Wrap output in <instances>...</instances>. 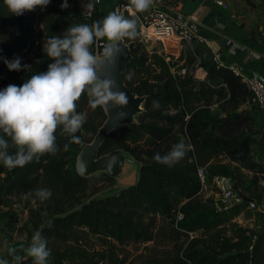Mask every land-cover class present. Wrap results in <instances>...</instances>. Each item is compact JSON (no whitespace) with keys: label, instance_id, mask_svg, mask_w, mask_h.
I'll return each instance as SVG.
<instances>
[{"label":"trees","instance_id":"trees-1","mask_svg":"<svg viewBox=\"0 0 264 264\" xmlns=\"http://www.w3.org/2000/svg\"><path fill=\"white\" fill-rule=\"evenodd\" d=\"M61 1L51 0L44 10L38 6L16 16L0 0V57L19 56L39 37L37 25L43 26V38L27 68L9 70L0 59V88L10 83L20 85L31 75L47 70L52 58L42 50L45 38L64 35L69 26L86 20L78 8H61ZM137 26L139 34L138 21ZM125 40L133 53L127 84L137 94L147 96L145 110L136 123L111 132L100 151L124 148L140 160L137 183L104 196H97L94 186L91 191L90 178L79 175L75 167L79 151L89 141L87 135L97 131L86 120L75 134L79 141H71L58 127L56 153H45L12 169L0 165V198L17 197L26 205L30 223L47 239L54 264H126L116 252L118 247L161 241L171 244L173 251L147 257L143 264H264V227L256 231L234 226L236 235L226 236L223 224L239 212V205L217 211L213 199L204 200L197 175V165L203 164L215 173L234 177L230 165L212 163L221 156L256 166L249 156L259 117L251 112L250 90L232 68L198 58L197 51L176 57L148 51L139 35ZM191 66L204 68L206 77L197 78ZM88 101L87 94L82 93L76 102L77 111L95 109L104 121L102 106L93 108ZM244 105L247 108H242ZM180 140L188 149L178 163L168 166L153 158ZM15 150L10 142L9 152ZM106 179L115 183L109 175ZM41 187L51 189L48 200L33 203L31 198H24V193ZM83 234L98 236L107 251L89 253L78 244ZM72 241L77 245H71ZM62 243L66 244L64 249ZM67 257L69 263L65 262ZM20 264H33L32 258Z\"/></svg>","mask_w":264,"mask_h":264},{"label":"clouds","instance_id":"clouds-1","mask_svg":"<svg viewBox=\"0 0 264 264\" xmlns=\"http://www.w3.org/2000/svg\"><path fill=\"white\" fill-rule=\"evenodd\" d=\"M51 0H4L8 10L16 16L38 6L44 10ZM153 0H129L130 6L138 12L148 9ZM61 8H68V0H62ZM94 6L92 0L88 8ZM138 35L137 19L126 17L117 11H110L106 16L93 24L79 23L69 26L64 35L47 36L42 50L52 58L47 70L37 72L27 78L22 84H8L0 88V165L8 169L39 159L45 153H56L59 148L56 143L57 129L67 134L71 141H79L75 135L81 131L86 121V113L77 111V101L82 93L89 97V104L107 107L126 106L128 96L117 88L116 82L110 78L98 75L99 62L90 50V45L96 38H107L103 55L111 58L118 51V42L124 38L134 39ZM3 59L9 70H21L28 65H22L20 56ZM158 105L159 101H153ZM121 118L126 112L119 113ZM10 138V140L8 138ZM15 147V152H9V146ZM65 149L68 147L64 145ZM188 145L180 140L172 145L164 154H154V159L168 166L175 165L185 155ZM52 196L50 188L41 187L24 193V198H31L33 203L48 200ZM15 253L14 248L8 249ZM33 264H48L51 249L47 239L40 230H36L30 243L24 248ZM24 257L14 255L16 264ZM0 264H10L8 259L0 257Z\"/></svg>","mask_w":264,"mask_h":264},{"label":"rangeland","instance_id":"rangeland-1","mask_svg":"<svg viewBox=\"0 0 264 264\" xmlns=\"http://www.w3.org/2000/svg\"><path fill=\"white\" fill-rule=\"evenodd\" d=\"M62 3V1H61ZM70 8H78L82 12L85 13L88 7V0H68ZM43 26L37 25V31L40 38H43ZM140 38V37H139ZM170 42V41H169ZM167 42V44H169ZM148 51H158L160 53H169L165 50L163 45H155L152 43H144L142 42ZM36 43H31L29 47L21 53L19 56L22 58L21 63L23 65H29L32 63V58L35 55L36 51ZM190 50L183 49L176 57L181 55L182 53H188ZM167 58L169 56H166ZM181 61L180 63H183ZM191 70L195 73V76L199 78V67L191 66ZM3 76H0V81L2 80ZM258 114V120L255 122L258 128H255L257 133L254 132L253 136L255 139L254 144L252 145L249 160L256 164L254 168H251L249 164H244V162H233L230 159L225 158L223 156L214 159L212 163H220V164H227L235 170V176L232 177L230 175L221 173V172H213L208 168L211 176L214 175H225L228 176L230 179L233 180V184L235 186V197L225 201L222 196L218 193L216 187L212 180H209L207 187L201 192L203 195L204 200L206 199H213L215 202V206L217 211H225L234 207L235 205H239V212L232 216V218L223 224L224 232L226 236L234 237L236 235V231L233 228L234 226L240 227H252L255 228L256 231L260 228L259 224L262 225L261 222L262 214H259L253 211L250 206V201L256 202L258 201L259 204L264 205V112L256 111ZM86 120H88L91 125L98 128L102 125L103 120L100 116H98V112L95 109H87L86 110ZM139 117V116H138ZM105 120V119H104ZM97 132V131H96ZM96 133L91 131L87 135V139L91 141ZM88 141V142H89ZM106 173L99 172L96 174H92L89 176L90 182L92 185L91 191L94 190L93 186L97 188L95 194L97 196H104L107 194L117 193L120 190V187L117 180L115 183L109 184L106 179ZM259 210L257 207L256 211ZM30 213L29 209L24 205V203L19 202L17 197H6L0 198V252L4 247L3 244L6 241L5 238L9 239L10 241H18V243H30L32 234L36 231L33 227L32 223H30ZM264 227V226H263ZM8 232V235L4 233ZM71 245H77L76 242H70ZM86 247L89 253L102 250L107 251L106 244L96 235H86L83 234L81 238V244ZM62 249L66 247V244H61L60 246ZM75 249L78 247L73 246ZM172 245L161 241L160 243L156 244L153 242L145 243V244H129L120 246L117 248L116 252L126 259V264H143L145 258L147 257H158L163 252H172ZM53 258L54 264V255L51 254ZM51 258V259H52ZM65 260L66 263H69L70 257ZM155 258V259H156ZM104 264V263H102ZM157 264V263H155Z\"/></svg>","mask_w":264,"mask_h":264},{"label":"crops","instance_id":"crops-1","mask_svg":"<svg viewBox=\"0 0 264 264\" xmlns=\"http://www.w3.org/2000/svg\"><path fill=\"white\" fill-rule=\"evenodd\" d=\"M118 1L129 3V0H101L100 11L109 12ZM190 1L197 3L195 11L200 9V33L206 40L190 44L170 41L165 50L178 55L181 50L189 48L194 53L198 52V58L204 59H212V56L217 54L223 65L235 72L238 70L247 76L258 75L264 79V0H221L223 4H219L218 0H169L168 3L183 10L188 3H192ZM199 70V79H204L206 71L204 68ZM250 109L252 113L256 112L252 106ZM255 203L259 207L258 211L250 206L258 216L262 214L260 217L263 222L259 226L263 227L264 205L258 201ZM5 239L0 257L8 259L10 264H16L13 259L16 254L24 257L23 259L29 258L24 252L29 243ZM9 248H14L15 253H9ZM51 258L50 254L48 264H53Z\"/></svg>","mask_w":264,"mask_h":264},{"label":"built area","instance_id":"built-area-1","mask_svg":"<svg viewBox=\"0 0 264 264\" xmlns=\"http://www.w3.org/2000/svg\"><path fill=\"white\" fill-rule=\"evenodd\" d=\"M168 1L169 0H153L151 6L142 12L133 9L129 3L118 1L113 5L110 11H117L126 17L127 15H131L136 18L140 27L138 35L140 40L144 43L159 44L166 48L167 42L169 41L190 44L194 41L206 40L200 33L201 22L198 17L186 14L179 8L170 5ZM92 2L94 6L91 9L87 7L85 11V16L87 18L83 22L89 25L110 12L102 13L100 11L101 0H92ZM218 3L223 4L221 0H218ZM94 18L95 20L93 21ZM41 39L42 38L37 37L34 43L38 44ZM122 41L127 42L125 38ZM107 42L106 37L96 38L89 46L90 50L97 57H102L104 56L103 49ZM169 58L170 57L167 59ZM212 60L218 67L224 66L217 54L212 56ZM236 73L241 76L242 81L251 92L250 105L255 111L264 112V79L258 75L247 76L240 73L238 70H236ZM197 175L201 183V191L207 187L211 179L218 193L225 201L235 197V186L233 180L228 176H211L207 166L203 164L197 165Z\"/></svg>","mask_w":264,"mask_h":264},{"label":"water","instance_id":"water-1","mask_svg":"<svg viewBox=\"0 0 264 264\" xmlns=\"http://www.w3.org/2000/svg\"><path fill=\"white\" fill-rule=\"evenodd\" d=\"M197 6V3H188L182 11L198 17L200 9L195 11ZM198 19L202 21L201 17ZM97 58L99 62L98 75L102 78L115 80L117 88L128 96V104L123 107L111 104L107 107L102 106L106 118L93 139L85 143L79 151L75 167L78 174L83 177L104 172L118 182L120 181L119 187L124 188L137 183L142 162L124 148H115L106 153H101L100 149L111 132L138 121V116L145 110L144 104L147 96L137 94L127 84L128 64L133 58L129 43L118 42V51L111 58L104 56ZM243 108H247V105ZM121 111L126 112V116L123 118L119 116ZM250 205L253 209L257 208V204L253 201L250 202Z\"/></svg>","mask_w":264,"mask_h":264}]
</instances>
